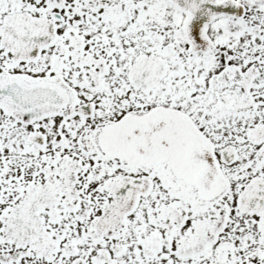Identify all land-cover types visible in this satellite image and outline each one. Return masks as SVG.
<instances>
[{
    "label": "snow or ice",
    "instance_id": "6c2138e0",
    "mask_svg": "<svg viewBox=\"0 0 264 264\" xmlns=\"http://www.w3.org/2000/svg\"><path fill=\"white\" fill-rule=\"evenodd\" d=\"M0 264H264V0H0Z\"/></svg>",
    "mask_w": 264,
    "mask_h": 264
}]
</instances>
